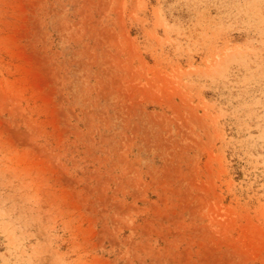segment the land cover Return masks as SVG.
<instances>
[{"label": "rangeland", "instance_id": "rangeland-1", "mask_svg": "<svg viewBox=\"0 0 264 264\" xmlns=\"http://www.w3.org/2000/svg\"><path fill=\"white\" fill-rule=\"evenodd\" d=\"M0 264H264V0H0Z\"/></svg>", "mask_w": 264, "mask_h": 264}]
</instances>
